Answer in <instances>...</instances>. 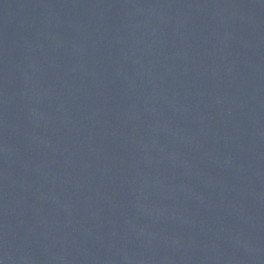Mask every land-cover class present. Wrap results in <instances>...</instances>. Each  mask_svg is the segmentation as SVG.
<instances>
[{
  "label": "water",
  "instance_id": "95a60500",
  "mask_svg": "<svg viewBox=\"0 0 264 264\" xmlns=\"http://www.w3.org/2000/svg\"><path fill=\"white\" fill-rule=\"evenodd\" d=\"M0 264H264V0H0Z\"/></svg>",
  "mask_w": 264,
  "mask_h": 264
}]
</instances>
